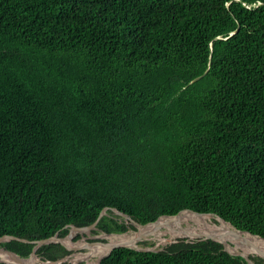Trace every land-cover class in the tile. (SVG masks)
<instances>
[{
	"label": "trees",
	"instance_id": "trees-1",
	"mask_svg": "<svg viewBox=\"0 0 264 264\" xmlns=\"http://www.w3.org/2000/svg\"><path fill=\"white\" fill-rule=\"evenodd\" d=\"M104 209L107 235L135 228L114 209L192 210L264 239V0H0V238L31 241L1 246L27 259ZM100 264L249 263L180 239Z\"/></svg>",
	"mask_w": 264,
	"mask_h": 264
},
{
	"label": "bare ground",
	"instance_id": "bare-ground-1",
	"mask_svg": "<svg viewBox=\"0 0 264 264\" xmlns=\"http://www.w3.org/2000/svg\"><path fill=\"white\" fill-rule=\"evenodd\" d=\"M183 212H189V211H183ZM183 212H181L176 217L173 218L168 217L166 221L162 220L163 218H161L159 220L158 225L149 224L145 227H140L138 228L137 232L132 234H125L120 236L118 235L107 236V238H109L110 240V243L106 245H101L103 248L98 249L97 252L95 253L89 252L84 256L98 257L101 259L110 252V248L114 245H129L137 248L136 245L139 244L140 238H142L143 236H145L146 238L148 236H150V238L154 237L155 239L161 240L162 243L166 241L163 239L164 238L163 234L169 235L170 236L169 240L180 239V238H188L195 240L200 236H198L197 234H189V232L191 230H198V228L205 229V227L203 226L206 224H208L211 227H207V230H205V232L206 233L213 232L215 235H201V236L223 237L222 239H224L227 242L226 245L227 248L232 252L245 251L246 253H249V251L252 250H259V251H254L253 255L256 256L258 252L264 254V239H261L260 237H256V236H251L249 234H239L237 233L236 230H234V228L230 224H228L219 217L218 218L219 221L221 222V225H216L213 219L216 218L217 216L214 217L213 215H204V214L189 216L186 214H182ZM132 239L134 240L131 243H126L128 240H132ZM65 243L67 246H70L69 241H66ZM232 243H235L236 248L235 246L232 245ZM236 249L239 251H237ZM242 254L249 257V255L247 254L244 253ZM0 256L3 261H8V262L11 261L8 255H0ZM80 256L81 254L79 255L77 254L76 258L73 261L74 262L80 261L79 260ZM39 262H40L39 258H34L32 264H39Z\"/></svg>",
	"mask_w": 264,
	"mask_h": 264
},
{
	"label": "water",
	"instance_id": "water-1",
	"mask_svg": "<svg viewBox=\"0 0 264 264\" xmlns=\"http://www.w3.org/2000/svg\"><path fill=\"white\" fill-rule=\"evenodd\" d=\"M208 74V71H206L204 73V75L202 76H199L197 77L196 79H194V81L191 83H195L197 81H200L204 76H206ZM117 215H119L120 217H122L123 219L127 220L130 224H132L135 228H140V227H145L149 224H156L158 225L159 223V220L161 218H166V217H170V218H173L172 216H161L158 220H156L155 222L153 223H148V224H140L138 222H136L133 218H131L130 216L126 215L125 213L123 212H120L118 211L117 209H114L113 210ZM186 211H189V212H192V213H195L197 215H203L201 213H197V212H194L192 210H186ZM183 212V211H182ZM181 213V212H180ZM179 213V214H180ZM107 214V209H104L103 212L100 214L98 220L92 224L91 226H88V227H77V226H70V233L67 237L65 238H61L59 237L58 234H56L54 237H51V238H48V239H44V240H40V241H34L33 244L35 245L34 248H33V251L30 255L29 258H22L21 256H19L17 253L11 251V250H8L4 247L1 246V244L3 243H7V242H11V241H20V242H24V243H31V241L29 240H26V239H22V238H18V237H14V236H4V237H1L0 238V255H8L9 258H10V262L8 261H3L1 258H0V262H3V263H8V264H32V261L34 260V258H38L37 256V251L42 247V246H45V245H48V244H51V243H59L61 244L68 252H70L71 250H73L72 248H69L67 245H66V241H71L73 242V239L74 237L76 236L77 233H80V232H91V231H94V230H97V227H98V224L100 222V220ZM178 214V215H179ZM176 215V216H178ZM174 216V217H176ZM223 220V219H222ZM232 226V225H231ZM233 227V226H232ZM234 230L237 231V233L239 234H249L251 236H254L252 235L251 233L249 232H244V231H240V230H237L235 227H233ZM258 237V236H256ZM223 237H215V236H200L198 238H196L195 240H199V241H203V240H208V241H214V242H218L220 244H222L224 246V250L226 252H228L229 254L233 255V256H241L243 257L244 259L247 260V262L249 264H255V262L248 256H245L243 255L242 253L240 252H232L230 251L228 248H227V242L222 239ZM147 239L145 236H143L142 238H140V241H143ZM263 239V238H261ZM189 240L191 239H187V242H190ZM139 241V242H140ZM177 241H174V242H171L170 244H173V243H176ZM93 244H102V245H106V243H103V242H88L85 244V246H83V248H89V246L93 245ZM118 248H130V249H135L137 251H155V252H159V251H162L163 249H158L156 247H153V248H144V249H139L138 247H132V246H129V245H114L110 248V252L106 255H110V253L115 250V249H118ZM80 249V248H78ZM105 256V257H106ZM257 257H260L262 259H264V254L262 253H259L256 255ZM104 258V257H103ZM100 260V262L102 261V259ZM31 261V262H30ZM99 262V264H100ZM50 263V262H49Z\"/></svg>",
	"mask_w": 264,
	"mask_h": 264
},
{
	"label": "rangeland",
	"instance_id": "rangeland-1",
	"mask_svg": "<svg viewBox=\"0 0 264 264\" xmlns=\"http://www.w3.org/2000/svg\"><path fill=\"white\" fill-rule=\"evenodd\" d=\"M214 217H216V216H214ZM213 220H214V223L216 225H221V222L219 221L218 217L214 218ZM203 227H205V229L198 228V230H191L189 232V234H197L198 236H201V235H215L213 232L212 233H206L205 232V230H207V227H211V226L206 224ZM137 231H138V228H134V229H130L127 233H124V234H112V235L120 236V235H125V234H132V233H135ZM112 235H107V234L99 232V231L77 233L76 236L73 239V242L69 241L70 242V246H68V247L69 248L71 247L73 250H71L69 252L70 254L67 255L65 258H62L61 260H59L58 262H56L54 264H59V263L60 264H89V263L99 264V262L101 260L100 258L91 257V256H84L85 254H88L89 252H94V253L97 252L98 248L96 246H93V245L89 246V248H83V246H85L86 243L91 242V241L92 242H103V243L108 244V243H110V240H109V238H107V236H112ZM78 236H80V238L77 240ZM163 236H164V238L163 237L162 238L164 240H166L164 243H162L161 240H159V239H155L154 237L150 238V236H148L147 239H145L143 241H140L139 244H137L136 246L139 249H144V248L150 249V248H153V247H156L158 249H163V247H166L171 242H174L176 240H180L181 239L180 238V239L169 240L170 239L169 235L163 234ZM153 239H154V241H153ZM133 240L134 239L128 240V241L126 240L127 241L126 243H131ZM182 240H186V239H182ZM123 242H125V241H123ZM146 243L149 244V246L145 247L144 244H146ZM234 245H235V243H234ZM78 248H80V249H78ZM235 248H236V246H235ZM237 251H239V250H237ZM254 251H259V250H252V251H249V253H246L245 251H239V252H242L244 254L249 255V257L251 258L252 256L255 257V255H253ZM77 254L78 255L81 254V256L79 257L80 261L74 262L73 260L76 258ZM0 258H1V256H0ZM38 258L40 259L39 264L40 263L41 264H51V262L48 261V260H44L41 257H38Z\"/></svg>",
	"mask_w": 264,
	"mask_h": 264
},
{
	"label": "clouds",
	"instance_id": "clouds-1",
	"mask_svg": "<svg viewBox=\"0 0 264 264\" xmlns=\"http://www.w3.org/2000/svg\"><path fill=\"white\" fill-rule=\"evenodd\" d=\"M185 211H186V210H185ZM204 215H206V214H204ZM172 217H174V216H172ZM219 218H220V217H219ZM228 224H229V223H228ZM230 225H231V224H230ZM181 239H185V238H181ZM176 241L178 242V240H176ZM186 241H187V239H186ZM189 241L191 242V241H199V240H189ZM255 257H256V256H255ZM54 263H56V262H53V263L51 262V264H54Z\"/></svg>",
	"mask_w": 264,
	"mask_h": 264
}]
</instances>
